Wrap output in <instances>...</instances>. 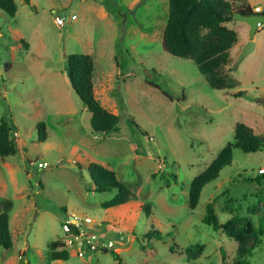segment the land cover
<instances>
[{
  "label": "rangeland",
  "instance_id": "374dc122",
  "mask_svg": "<svg viewBox=\"0 0 264 264\" xmlns=\"http://www.w3.org/2000/svg\"><path fill=\"white\" fill-rule=\"evenodd\" d=\"M15 1V15L0 9V119L12 123L20 147L0 157V198L13 202V246H0V264H233L238 243L224 227L219 232L203 222L206 205L214 200L221 224L234 221L233 229L251 244L250 226L264 213V181H255L264 147L235 148L232 163L204 187L194 209L189 190L233 141L237 123L264 137V23L254 35L255 49L238 63L250 26L228 22L238 41L223 72L234 87L214 89L194 60L165 50L169 0ZM229 1L234 9L264 7V0ZM57 15L66 25L55 24ZM71 53L94 59L96 97L120 116L108 134L93 133L91 113L71 86ZM40 122L46 141L38 137ZM93 162L113 169L131 188L128 203L103 207L117 189L95 190L88 169ZM72 216L90 217L85 230L116 241L118 255L100 250L80 258L67 246L69 259L52 260L49 243H66L62 225ZM153 226L162 238L147 236ZM196 244L201 247L189 262L187 248ZM248 258L264 264V238Z\"/></svg>",
  "mask_w": 264,
  "mask_h": 264
},
{
  "label": "trees",
  "instance_id": "16d2710c",
  "mask_svg": "<svg viewBox=\"0 0 264 264\" xmlns=\"http://www.w3.org/2000/svg\"><path fill=\"white\" fill-rule=\"evenodd\" d=\"M26 2L31 3L30 0H26ZM0 9L10 15H15L18 5L15 0H0ZM237 12L244 15L253 13L248 6L234 9L229 0H169V13L163 31V46L165 50L175 56L194 60L212 88H232L234 84L229 81L223 71L230 62V49L238 41L237 32L227 25ZM67 61L69 81L84 107L91 113L93 133L108 134L118 126L120 116L108 110L96 97L94 89L95 63L92 55L71 53L67 56ZM242 94H244L243 91L236 93L237 96ZM127 116L139 129L140 126L135 119L130 115ZM37 127L39 140L46 141L45 124L40 122ZM262 147H264L263 136L255 134L246 124L237 123L233 141L227 143L207 168L191 181L190 207L196 208L204 187L217 179L221 170L232 163L235 148H240L245 152H255ZM17 153H20V147L13 135L12 123L2 117L0 119V157L7 158ZM88 169L96 191L104 192L113 188L117 189L116 195L103 203L104 208L120 206L131 200L133 191L117 177L113 169L97 162L91 163ZM255 181L263 182L264 173L259 174ZM214 203L213 200L206 205L203 222L215 229L224 227L225 231L237 241V256L233 264H251L248 257L262 244L264 238V213L259 217L258 225L250 226L253 241L249 244L248 236L233 229L234 221L221 224L215 212ZM12 207V200L6 197L0 198V246L5 249H10L13 246V235L10 228ZM145 211L146 215L150 216L149 206L145 207ZM147 236L162 238L161 231L155 226L148 231ZM174 247L171 246V249ZM198 247L201 246L196 244L187 248L189 262L195 260L197 253L194 248ZM49 248L52 260L70 258V251L62 240L51 241ZM103 251H111L114 255H118L110 249Z\"/></svg>",
  "mask_w": 264,
  "mask_h": 264
},
{
  "label": "built area",
  "instance_id": "2783aa9c",
  "mask_svg": "<svg viewBox=\"0 0 264 264\" xmlns=\"http://www.w3.org/2000/svg\"><path fill=\"white\" fill-rule=\"evenodd\" d=\"M255 12H263V9L256 7ZM76 18L77 16L75 14L71 16L73 20ZM54 22L59 27L66 25L65 18L60 15L55 16ZM261 26H263V23L259 24V27ZM46 166H48L47 162L39 163L40 168H45ZM259 171L260 173H264V168H260ZM92 222L93 220L90 217L82 219L78 216H73L71 220L64 222L62 225L63 231L66 233V247L75 249L80 258H84L88 253L104 249H115L116 241L108 239L102 234L90 233L85 230L84 225ZM72 225H75L77 230H73Z\"/></svg>",
  "mask_w": 264,
  "mask_h": 264
},
{
  "label": "water",
  "instance_id": "95a60500",
  "mask_svg": "<svg viewBox=\"0 0 264 264\" xmlns=\"http://www.w3.org/2000/svg\"><path fill=\"white\" fill-rule=\"evenodd\" d=\"M234 18L244 21L250 26L249 41L238 57V63H240L248 54H250L255 49L254 35L259 28V24L264 23V13L253 12L252 14L244 15L241 12H237L235 13ZM221 230L222 227L219 228V232H221ZM116 238L122 239L123 236L117 235Z\"/></svg>",
  "mask_w": 264,
  "mask_h": 264
},
{
  "label": "crops",
  "instance_id": "0c3cea01",
  "mask_svg": "<svg viewBox=\"0 0 264 264\" xmlns=\"http://www.w3.org/2000/svg\"><path fill=\"white\" fill-rule=\"evenodd\" d=\"M245 7H247V5H246ZM248 7H250V6H248ZM256 7H260V8H262V9H263V12H264V7H262V6L259 5V4H257V5L252 9L253 12H255ZM250 8H251V7H250Z\"/></svg>",
  "mask_w": 264,
  "mask_h": 264
}]
</instances>
